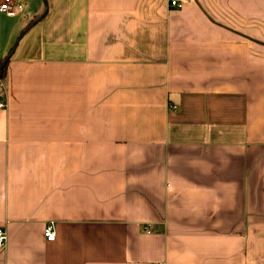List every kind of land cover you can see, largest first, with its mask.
<instances>
[{
	"label": "crops",
	"instance_id": "crops-1",
	"mask_svg": "<svg viewBox=\"0 0 264 264\" xmlns=\"http://www.w3.org/2000/svg\"><path fill=\"white\" fill-rule=\"evenodd\" d=\"M172 1L0 12V264H264V0Z\"/></svg>",
	"mask_w": 264,
	"mask_h": 264
},
{
	"label": "built area",
	"instance_id": "built-area-1",
	"mask_svg": "<svg viewBox=\"0 0 264 264\" xmlns=\"http://www.w3.org/2000/svg\"><path fill=\"white\" fill-rule=\"evenodd\" d=\"M173 5H178L176 0L172 1ZM22 4L17 3V0H1L0 2V12H6L9 14H14L22 9ZM5 104L0 102V108L4 107ZM45 237L49 241H53L56 238V232L54 229V225L52 223L47 224L44 230ZM8 243V234L5 228L0 227V248H5Z\"/></svg>",
	"mask_w": 264,
	"mask_h": 264
},
{
	"label": "trees",
	"instance_id": "trees-1",
	"mask_svg": "<svg viewBox=\"0 0 264 264\" xmlns=\"http://www.w3.org/2000/svg\"><path fill=\"white\" fill-rule=\"evenodd\" d=\"M9 57L7 56L4 59H0V72H1V79L4 78L6 76V72H7V65L9 62Z\"/></svg>",
	"mask_w": 264,
	"mask_h": 264
},
{
	"label": "water",
	"instance_id": "water-1",
	"mask_svg": "<svg viewBox=\"0 0 264 264\" xmlns=\"http://www.w3.org/2000/svg\"><path fill=\"white\" fill-rule=\"evenodd\" d=\"M46 2V1H45ZM46 4V3H45ZM47 9V8H46ZM0 78H1V72H0Z\"/></svg>",
	"mask_w": 264,
	"mask_h": 264
}]
</instances>
